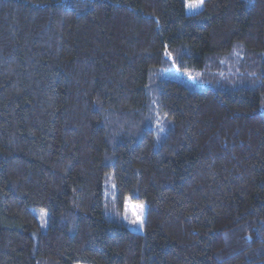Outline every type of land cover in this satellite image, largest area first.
I'll list each match as a JSON object with an SVG mask.
<instances>
[{"label": "trees", "instance_id": "obj_1", "mask_svg": "<svg viewBox=\"0 0 264 264\" xmlns=\"http://www.w3.org/2000/svg\"><path fill=\"white\" fill-rule=\"evenodd\" d=\"M0 264H264V0H0Z\"/></svg>", "mask_w": 264, "mask_h": 264}, {"label": "rangeland", "instance_id": "obj_2", "mask_svg": "<svg viewBox=\"0 0 264 264\" xmlns=\"http://www.w3.org/2000/svg\"><path fill=\"white\" fill-rule=\"evenodd\" d=\"M199 5V7H190L189 5ZM202 8V3L201 2H186V11L189 14H194L198 12ZM171 55V54H170ZM168 56L166 61L173 60V55ZM238 53L234 51V54L231 56L232 59H235L237 57L238 59ZM179 69L172 68L165 73H163L162 78L166 79H179L182 83L188 85L191 88H194V84L191 85V77L188 78H178L180 73ZM190 74V72H183ZM186 74V75H187ZM153 83H156L155 78L152 79ZM190 81V83L188 82ZM201 82V81H200ZM158 117L155 118L154 124L156 126V129L158 131V134L164 135L165 133V123L159 115ZM154 128V127H153ZM108 185V183H106ZM108 188H112V190H109ZM115 199V187H108L105 190V205L107 208V213H112L114 215V219L124 223L130 230L134 232H140L142 233L144 231V220H145V215H146V205L144 203H136L130 200H127L123 207L119 208L114 202ZM111 208V210H109ZM114 209V210H112ZM115 211V213H113ZM40 226L43 231H46L48 229V220H47V214L43 211H36Z\"/></svg>", "mask_w": 264, "mask_h": 264}, {"label": "snow or ice", "instance_id": "obj_3", "mask_svg": "<svg viewBox=\"0 0 264 264\" xmlns=\"http://www.w3.org/2000/svg\"><path fill=\"white\" fill-rule=\"evenodd\" d=\"M190 7H199V5H189Z\"/></svg>", "mask_w": 264, "mask_h": 264}]
</instances>
